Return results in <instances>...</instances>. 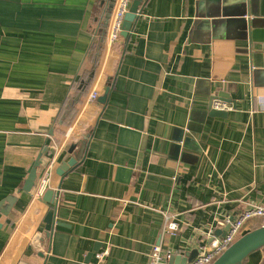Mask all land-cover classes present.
I'll use <instances>...</instances> for the list:
<instances>
[{
	"label": "crops",
	"instance_id": "obj_1",
	"mask_svg": "<svg viewBox=\"0 0 264 264\" xmlns=\"http://www.w3.org/2000/svg\"><path fill=\"white\" fill-rule=\"evenodd\" d=\"M116 2L0 0V264H148L264 205V0H144L111 42ZM220 93L231 108L211 116ZM52 160L50 239L35 192Z\"/></svg>",
	"mask_w": 264,
	"mask_h": 264
},
{
	"label": "water",
	"instance_id": "obj_2",
	"mask_svg": "<svg viewBox=\"0 0 264 264\" xmlns=\"http://www.w3.org/2000/svg\"><path fill=\"white\" fill-rule=\"evenodd\" d=\"M144 3V0H133L129 10L125 13L122 32L121 34L124 37L129 35L130 30L132 29L138 15L141 13V6ZM222 93L219 96L211 98L210 105L208 108L209 115L211 116H225L227 114L226 110H219L213 107V100L216 98L224 99ZM108 97V91L101 97V101H106ZM230 101V99H226ZM224 101V100H223ZM47 147L40 152L37 159L35 160L31 171L25 180L23 191L30 193L36 183L38 178V168L43 163L42 157ZM73 161L64 163L62 168L59 170V173H65V170L68 166L72 165ZM58 192L49 188L45 191L43 195V200L49 205V210L47 211L43 221L45 222L46 235L52 239L53 231L56 222V212L58 205ZM8 214V211H5ZM230 224L228 223L226 227V232L228 231ZM264 246V225H261L257 228H254L243 235H241L234 243H232L222 254H220L212 264H243L244 260L254 251ZM95 249L94 251H96ZM199 254V249H193L192 251H187L184 254H173L170 258V264H189L192 262ZM39 255L44 257L45 255L40 252ZM93 253H89L85 259L84 264H90ZM43 264H47V259L44 260Z\"/></svg>",
	"mask_w": 264,
	"mask_h": 264
},
{
	"label": "built area",
	"instance_id": "obj_3",
	"mask_svg": "<svg viewBox=\"0 0 264 264\" xmlns=\"http://www.w3.org/2000/svg\"><path fill=\"white\" fill-rule=\"evenodd\" d=\"M132 1L133 0H117L110 21L109 39L111 42L117 41L121 37L124 16L129 10ZM97 96L98 92L94 91L91 93L90 99L93 100L97 98ZM212 105L214 108L219 110L231 108L227 102L220 99H214ZM52 166L53 160L36 186L35 195L37 197L43 196L45 190L47 189ZM166 217L167 229L169 231L176 230L178 228L176 221L171 220L168 215ZM255 218L264 219V205L247 202V207L243 209L239 215L233 219H230L229 217L227 218V222L230 224V227L226 235L220 239L213 240L208 245L201 246L198 256L189 264H212L220 254H222L232 243L236 241L237 238L243 235L246 224ZM99 255L102 257L104 256V253H99ZM172 255L173 254L169 251L165 252L161 245H156L150 253L148 264H170L169 261Z\"/></svg>",
	"mask_w": 264,
	"mask_h": 264
},
{
	"label": "trees",
	"instance_id": "obj_4",
	"mask_svg": "<svg viewBox=\"0 0 264 264\" xmlns=\"http://www.w3.org/2000/svg\"><path fill=\"white\" fill-rule=\"evenodd\" d=\"M90 81V79L88 80V82ZM82 86H81V89H83V91L86 89V83H85V81H83L82 82V84H81Z\"/></svg>",
	"mask_w": 264,
	"mask_h": 264
},
{
	"label": "rangeland",
	"instance_id": "obj_5",
	"mask_svg": "<svg viewBox=\"0 0 264 264\" xmlns=\"http://www.w3.org/2000/svg\"><path fill=\"white\" fill-rule=\"evenodd\" d=\"M237 239H238V238H237ZM237 239H236V240H237Z\"/></svg>",
	"mask_w": 264,
	"mask_h": 264
}]
</instances>
